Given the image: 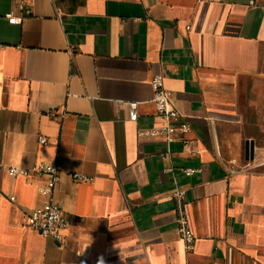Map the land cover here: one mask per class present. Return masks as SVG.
<instances>
[{
    "label": "crops",
    "instance_id": "obj_1",
    "mask_svg": "<svg viewBox=\"0 0 264 264\" xmlns=\"http://www.w3.org/2000/svg\"><path fill=\"white\" fill-rule=\"evenodd\" d=\"M13 8L0 0V264H264V164L239 155L264 82V0H34L15 25ZM159 74L190 126L186 147L139 136L163 125ZM40 161L61 171L62 243L27 226L46 178L9 173Z\"/></svg>",
    "mask_w": 264,
    "mask_h": 264
},
{
    "label": "built area",
    "instance_id": "obj_2",
    "mask_svg": "<svg viewBox=\"0 0 264 264\" xmlns=\"http://www.w3.org/2000/svg\"><path fill=\"white\" fill-rule=\"evenodd\" d=\"M14 8L6 15L8 22L12 25L19 24L21 21L32 14V5L34 0H13ZM253 5V2H250ZM18 12L19 16L16 15ZM153 90V104L156 115L163 121L160 127H152L139 130V136L162 140L168 147L176 141H181L184 147L187 146V135L190 132V126L185 120L183 114L179 111L173 94L165 87L164 77L155 75L150 80ZM139 104L132 102L129 104L128 117L131 122H136L139 117ZM40 145H47L48 140L45 136L38 137ZM169 152V150H168ZM168 153H162V158H166ZM182 172L186 176H193L200 173L201 169L185 168ZM9 173L13 177L29 178L31 176L45 177L47 182L45 187L41 188V193L48 196V201L41 207L37 208L27 216V226L33 231L39 233L43 238L52 240L56 243H62L65 239V233L69 228V220L63 210L53 201V192L60 181L61 171L57 164L40 161L33 164L27 169L10 168ZM72 179L79 183H89L93 181L92 177L83 174H71ZM185 191L177 189L173 192L172 197L179 206H182L185 200ZM179 230L182 238L186 243L187 250L194 248L195 236L192 233L186 218L181 213L179 219Z\"/></svg>",
    "mask_w": 264,
    "mask_h": 264
},
{
    "label": "rangeland",
    "instance_id": "obj_3",
    "mask_svg": "<svg viewBox=\"0 0 264 264\" xmlns=\"http://www.w3.org/2000/svg\"><path fill=\"white\" fill-rule=\"evenodd\" d=\"M253 99L259 102L256 105L250 106L249 112L247 113V120L245 123L246 126L250 128L248 133L251 136L246 138H241L242 146L240 147V157L244 159V147L245 139L254 140L255 142V161L253 162L254 166H259L264 164V82H262L253 92ZM244 161V160H242ZM234 161L230 160L229 163L233 167L236 166ZM246 165V163H244ZM244 164H239L241 167H244ZM239 168L240 170L242 168Z\"/></svg>",
    "mask_w": 264,
    "mask_h": 264
},
{
    "label": "water",
    "instance_id": "obj_4",
    "mask_svg": "<svg viewBox=\"0 0 264 264\" xmlns=\"http://www.w3.org/2000/svg\"><path fill=\"white\" fill-rule=\"evenodd\" d=\"M244 160L247 163L255 161V142L254 140H246L244 147Z\"/></svg>",
    "mask_w": 264,
    "mask_h": 264
}]
</instances>
